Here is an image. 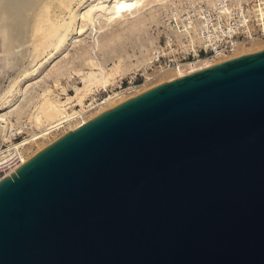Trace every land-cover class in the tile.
<instances>
[{
  "label": "water",
  "instance_id": "water-1",
  "mask_svg": "<svg viewBox=\"0 0 264 264\" xmlns=\"http://www.w3.org/2000/svg\"><path fill=\"white\" fill-rule=\"evenodd\" d=\"M5 172L0 264H264V52L156 88Z\"/></svg>",
  "mask_w": 264,
  "mask_h": 264
},
{
  "label": "bare ground",
  "instance_id": "bare-ground-1",
  "mask_svg": "<svg viewBox=\"0 0 264 264\" xmlns=\"http://www.w3.org/2000/svg\"><path fill=\"white\" fill-rule=\"evenodd\" d=\"M152 1L154 0H137V3H135V1V4L129 5L130 7L127 11L121 9L115 14L113 13L115 11L112 12V7L119 5L118 0L32 1L33 4L31 3V5L33 8L31 15L33 14L32 16H34L32 21L33 26L31 31L26 32L25 41L30 39L34 57H40L41 59L36 61V68L31 71V74L13 82V84H15L11 89L10 95H8L9 97L5 98L6 100L0 103V123L4 125L3 129L6 130L4 140L7 144H10V146H13V144H11L12 140L10 139L14 135L13 133H15V131L16 134L20 133L17 131L22 129V127L16 129L14 132L9 131L15 127V124L9 120V115L14 111H17L22 94L42 81L40 74L44 73L52 64L54 65L58 62L62 56L64 57L69 45L76 44L77 38L83 36L89 28H95L96 25H102V27L99 28L102 32L104 27H110L113 23H116L118 27L120 24L122 25V22L126 24L130 19H128L130 16H132V22L130 21V24H126V27L124 28L122 25L120 27V31H116L115 29V31H108V33L101 36V41L99 40L97 43V48H99V50L103 53L102 57L105 61L116 57V60L110 68H105L103 63H99L91 58L89 60L85 58L87 60L89 72H76V74L78 73L81 87H72V96L63 93L64 98H62L59 96L61 94L57 95L56 89L52 90L50 87L42 91L40 97H38V101L32 106V111L28 115V123L30 125L32 136L29 140H25L19 145L15 144L16 146H22V149L25 152V157H23L22 164L16 170L12 171L14 176H17L15 172L22 165L41 155L48 148L66 136L135 98L188 75L195 74L227 62L245 58L246 56L248 57L264 52V40L254 39V41L248 45L241 46L234 54L225 58H214L213 60L200 59L185 65L183 68L163 72L154 71L153 75H162V77L166 75L164 77L168 78H163V81L157 86L155 85V87L152 85V87L148 86V79L143 85L134 88L133 90L132 88H128L123 92L120 91V93L116 92L109 95L104 98L102 102L97 101L96 95H98L101 91L106 92L108 89L114 88V86L118 84V81L122 80V78L131 71L137 70L141 66H148L149 61L151 60L150 57H145L143 60L137 61L134 65H126L123 57L120 55V52L123 51L122 49L124 43L128 39L130 40L131 36L140 35L139 32H141L140 27L142 24L140 19H142V17L138 19L135 15L143 8L142 5H152ZM161 1L163 4L167 0H155L154 3H159ZM8 2V0H0V13L4 8V5ZM16 4L14 5L16 6ZM14 5H12L14 10H26L31 6L28 3H25L23 9H19L20 7H14ZM38 5V11H35ZM260 11H263L262 8H260ZM80 17L81 22L79 23L78 21L80 20ZM125 20L127 21L125 22ZM142 29H145L144 26ZM5 52L9 55L13 53V51L7 46ZM84 65H86V63ZM57 68L53 70H56ZM63 71L55 73V84L59 83V79L66 75ZM60 88H62V86ZM9 133H12L13 135ZM50 138H52V140H50ZM31 143L36 146V151L32 150L33 152H30L31 148L29 145ZM7 179H12L9 173H6L4 177L1 178L0 182L6 181Z\"/></svg>",
  "mask_w": 264,
  "mask_h": 264
},
{
  "label": "rangeland",
  "instance_id": "rangeland-1",
  "mask_svg": "<svg viewBox=\"0 0 264 264\" xmlns=\"http://www.w3.org/2000/svg\"><path fill=\"white\" fill-rule=\"evenodd\" d=\"M8 1L9 2L5 4L6 6L4 5V8L0 13V16H1L0 17V103L5 101L6 100L5 98L9 97L8 95H10L11 89L13 85L15 84V83L13 84V82H15V80H19V78L21 79L22 77L31 74V71H33V69L36 68L35 66L36 61L41 59L40 57L39 58L34 57V54L32 53L30 39H27L28 41L26 40L28 43L25 41L26 32L31 31L32 26H33L32 21H33L34 16H32L33 14L31 15L32 8H33L31 3L33 0H8ZM135 1L134 0H118L119 5L113 6L112 12L115 11L113 12L115 14L117 11L121 9H124V11H127V9L130 7L129 5L131 4L133 5L137 3V0ZM154 2L155 0L152 1L151 2L152 5L149 4V6L146 4L145 6L142 5L143 8L141 7L142 9H140V12L138 13L139 15L138 14L135 15L136 18L138 19L142 17L140 21H142V24L144 25L141 24V27H140L141 32H139L140 35L131 36L130 40L128 39L125 42L126 44L124 43L123 45V49H122L123 51L120 52L121 53L120 55L123 57L126 65H134L137 63V61L143 60L145 57L146 58L150 57L152 59L151 53L155 47L154 45L157 40V33H158L159 25H160V8L162 4V1L159 3L158 2L154 3ZM25 3H28L29 5H31L30 8L26 10H14L12 8V5L16 4V6L14 5V7H20L19 9H23V6L25 5ZM39 5L37 6L36 10L35 9L33 10L38 11ZM128 19H127L128 21L125 20V22L127 21L126 23L127 25L130 21L132 22V16L128 17ZM78 22L79 23L81 22V17ZM126 24L122 22L123 26L121 24L120 25L118 24L119 25L118 27L116 23H113L110 27L109 26L104 27V29H102V32L99 29L100 27H102V25H96L95 28H89L88 31L83 36L77 38L76 44L69 45V48H67V51L64 54V57L62 56V58H60L58 62L55 63L56 65L52 64L53 65V66L51 65L52 67L50 66L49 68H47L46 71L42 73L43 75L40 74V78H42V81L38 83L36 86H33L31 89L27 90L25 93L22 94V98L20 99V103H19V107L17 111H14L12 114L9 115V120L12 121L13 124H15V127L9 131L14 132L16 129L22 127V129H19L17 131L20 133H17V134H26L27 138H25L23 141L29 140V138L32 136V132L30 129V125L28 123V115L32 111V106L38 101L39 99L38 97H40L42 91L50 87V89L52 90L56 89L57 95L61 94L59 96L62 98H64V94H68L72 96L73 95L72 87L74 86L81 87L80 79L78 77V73L76 74V72L77 71H81L84 73L89 72V67L87 66L86 59L89 60L91 58L95 61H98L99 63H103V66H105V68H110L113 62L116 60V57H113L111 60L105 61L104 58L102 57L103 53L99 50V48H97V43L99 42V40L101 41V36H103L105 33H108V31L110 32L115 31V30L120 31L121 30L120 27L122 26L124 28L126 27ZM143 26L145 29H142ZM149 44L152 46H150ZM6 46L9 47L13 51V53H11L10 55L7 54L5 52ZM84 52L85 53L87 52V53L85 54ZM85 63L86 65H84ZM150 63H151V60L149 61L148 66L146 67L141 66L137 70L131 71L130 73L125 75L122 78V80L118 81V84H116L114 88L108 89V91L106 92L101 91L98 95H96L97 101H99L98 99L99 97H101V99H104L113 93H116V92L120 93V91L122 90H118V88L120 87L121 81L123 82L122 86L123 87L126 86V81L129 80L131 76L133 77L134 74H142L145 77V80L141 85H143L145 81L149 79V82H148L149 87L151 85L154 87L155 85L157 86L159 83L163 81V78L168 79L164 77L166 75H164L163 77L162 75H153L154 71L149 73L148 68L150 67ZM63 64H65L66 66ZM55 68L57 69L53 70ZM61 69H63L64 71ZM59 71L65 72L64 74L66 75L62 76L58 81L59 83L55 84L54 83V79L56 78L55 73ZM43 77H44V80H43ZM61 86L62 88H60ZM3 126L4 125L0 123V146L2 144H6L7 146H10V144H7L4 140V134L6 133V130L3 129ZM9 134L11 135L14 134L13 136H15L16 131L13 134L12 133H9ZM13 136L10 138L12 140L11 144L13 145L18 144L13 141ZM50 140H52V138H50ZM29 147L31 148V149L29 148L30 152L37 150L36 146L33 143H31Z\"/></svg>",
  "mask_w": 264,
  "mask_h": 264
},
{
  "label": "built area",
  "instance_id": "built-area-1",
  "mask_svg": "<svg viewBox=\"0 0 264 264\" xmlns=\"http://www.w3.org/2000/svg\"><path fill=\"white\" fill-rule=\"evenodd\" d=\"M254 39L264 40V0H167L160 8L148 71L163 72L200 59L225 58ZM144 80L142 74H134L126 86L121 81L118 90H133ZM25 138L26 134H16L13 141L19 145ZM16 145L0 146V180L7 168L14 171L22 164L25 152Z\"/></svg>",
  "mask_w": 264,
  "mask_h": 264
}]
</instances>
